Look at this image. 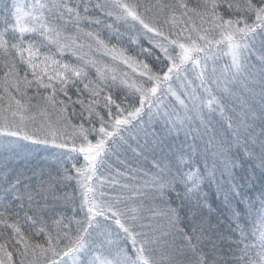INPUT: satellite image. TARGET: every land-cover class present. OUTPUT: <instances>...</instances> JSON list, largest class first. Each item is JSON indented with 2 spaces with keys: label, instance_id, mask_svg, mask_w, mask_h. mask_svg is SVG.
<instances>
[{
  "label": "snow or ice",
  "instance_id": "1",
  "mask_svg": "<svg viewBox=\"0 0 264 264\" xmlns=\"http://www.w3.org/2000/svg\"><path fill=\"white\" fill-rule=\"evenodd\" d=\"M0 264H264V0H0Z\"/></svg>",
  "mask_w": 264,
  "mask_h": 264
}]
</instances>
